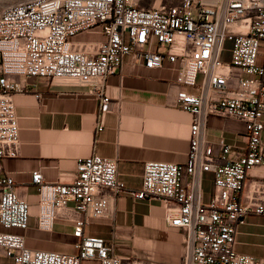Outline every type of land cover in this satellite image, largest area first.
Returning <instances> with one entry per match:
<instances>
[{"label":"built area","instance_id":"1","mask_svg":"<svg viewBox=\"0 0 264 264\" xmlns=\"http://www.w3.org/2000/svg\"><path fill=\"white\" fill-rule=\"evenodd\" d=\"M93 35L100 41L76 38ZM264 0H179L140 7L132 0H27L0 12V162L16 159L21 146L12 96L15 79L56 80L86 88L109 111L105 80L130 57L148 70L173 67L181 89L179 109L192 120L183 164L146 163L141 188L128 190L117 164L91 154L76 165L70 184H47L31 174L37 193V228L53 229L63 219L73 226L75 255L31 250L20 235L0 233V248L13 264H137L113 253L100 237L84 234L93 219L107 216L102 194H128L133 200L158 199L170 227L186 232L181 264H264L235 252L237 226L250 213L264 214L260 201L242 203L248 172L264 167ZM223 54L229 61H223ZM209 117L245 127L246 146L215 147L205 134ZM211 175L214 191L202 201V181ZM13 179L0 178V226L28 229L29 204Z\"/></svg>","mask_w":264,"mask_h":264},{"label":"crops","instance_id":"2","mask_svg":"<svg viewBox=\"0 0 264 264\" xmlns=\"http://www.w3.org/2000/svg\"><path fill=\"white\" fill-rule=\"evenodd\" d=\"M76 40L102 38L84 34ZM222 57L229 61L228 54ZM263 60L262 50L258 62ZM15 81L22 88L12 96L21 146L16 159L0 162V178L13 179L17 195L30 206V219L25 231L0 226V233L22 236L31 250L76 254L71 223L58 218L50 232L37 228L38 197L32 172L39 171L47 184H70L77 162L95 154L116 162L118 177L126 188L139 191L146 163L186 161L192 118L176 104L181 85L169 64L148 70L127 57L119 72L105 80L110 109L102 115L101 131L97 130L98 99L86 88L47 79ZM205 134L215 147L224 142L233 150L245 149V127L238 121L209 117ZM202 191V201L208 204L214 191L211 175L204 176ZM102 195L108 204L107 216L91 220L84 227L85 235L102 238L112 245L114 254L130 257L137 264H181L187 234L169 226L160 200ZM239 201H260L264 206V167L248 172ZM234 250L264 262V214L250 213L237 226ZM0 264H13L2 248Z\"/></svg>","mask_w":264,"mask_h":264},{"label":"rangeland","instance_id":"3","mask_svg":"<svg viewBox=\"0 0 264 264\" xmlns=\"http://www.w3.org/2000/svg\"><path fill=\"white\" fill-rule=\"evenodd\" d=\"M27 0H0V12L8 5L24 2ZM134 4L140 7H151L152 5L165 3V4H176L179 0H132Z\"/></svg>","mask_w":264,"mask_h":264}]
</instances>
